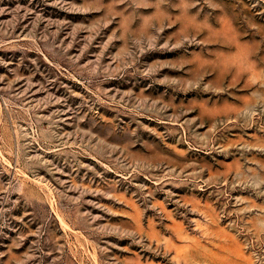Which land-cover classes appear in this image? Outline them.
<instances>
[{
	"label": "rangeland",
	"instance_id": "374dc122",
	"mask_svg": "<svg viewBox=\"0 0 264 264\" xmlns=\"http://www.w3.org/2000/svg\"><path fill=\"white\" fill-rule=\"evenodd\" d=\"M0 264H264V0H0Z\"/></svg>",
	"mask_w": 264,
	"mask_h": 264
}]
</instances>
